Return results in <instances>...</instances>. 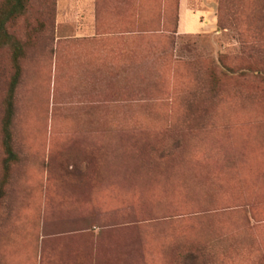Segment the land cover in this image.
<instances>
[{
	"label": "rangeland",
	"instance_id": "rangeland-1",
	"mask_svg": "<svg viewBox=\"0 0 264 264\" xmlns=\"http://www.w3.org/2000/svg\"><path fill=\"white\" fill-rule=\"evenodd\" d=\"M13 31L0 264H264V0H30Z\"/></svg>",
	"mask_w": 264,
	"mask_h": 264
},
{
	"label": "trees",
	"instance_id": "trees-1",
	"mask_svg": "<svg viewBox=\"0 0 264 264\" xmlns=\"http://www.w3.org/2000/svg\"><path fill=\"white\" fill-rule=\"evenodd\" d=\"M29 3L30 0L0 1V50L7 51L13 69L4 100L5 111L2 119V145L5 157L3 159V179L0 186V199L4 196V187L9 181L11 168L19 161L18 154L14 148L12 129L16 112L15 93L22 77V60L26 56L27 48L33 43V35L27 33L26 38L22 39L14 33L13 29L18 19L26 15ZM214 77L216 85L218 82L217 73H215ZM185 259L195 264L201 259V255L191 252L187 254Z\"/></svg>",
	"mask_w": 264,
	"mask_h": 264
},
{
	"label": "crops",
	"instance_id": "crops-1",
	"mask_svg": "<svg viewBox=\"0 0 264 264\" xmlns=\"http://www.w3.org/2000/svg\"><path fill=\"white\" fill-rule=\"evenodd\" d=\"M184 17L182 16V20L184 22H182V26L183 28H199V24H195L197 18L196 15H193V13H185V11L183 12Z\"/></svg>",
	"mask_w": 264,
	"mask_h": 264
}]
</instances>
